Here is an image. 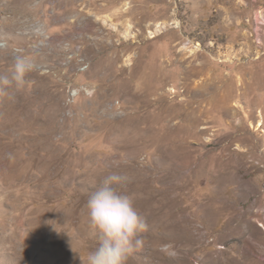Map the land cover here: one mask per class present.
Here are the masks:
<instances>
[{
	"label": "rangeland",
	"instance_id": "obj_1",
	"mask_svg": "<svg viewBox=\"0 0 264 264\" xmlns=\"http://www.w3.org/2000/svg\"><path fill=\"white\" fill-rule=\"evenodd\" d=\"M0 264H87L110 174L126 264H264V0H0ZM259 124V125H258Z\"/></svg>",
	"mask_w": 264,
	"mask_h": 264
},
{
	"label": "clouds",
	"instance_id": "obj_2",
	"mask_svg": "<svg viewBox=\"0 0 264 264\" xmlns=\"http://www.w3.org/2000/svg\"><path fill=\"white\" fill-rule=\"evenodd\" d=\"M33 70L30 59L17 56L8 75H0V95L11 87L21 89ZM124 177L106 176L87 200L89 225L99 243L87 257V264H126L127 257L141 245L140 234L147 229L145 218L135 209L131 197L121 195L117 186Z\"/></svg>",
	"mask_w": 264,
	"mask_h": 264
},
{
	"label": "bare ground",
	"instance_id": "obj_3",
	"mask_svg": "<svg viewBox=\"0 0 264 264\" xmlns=\"http://www.w3.org/2000/svg\"><path fill=\"white\" fill-rule=\"evenodd\" d=\"M259 125V124H258Z\"/></svg>",
	"mask_w": 264,
	"mask_h": 264
}]
</instances>
